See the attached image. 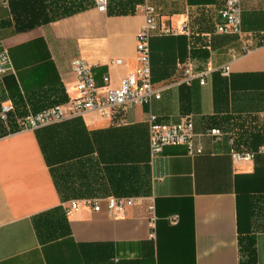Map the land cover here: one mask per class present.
<instances>
[{
    "label": "crops",
    "instance_id": "crops-1",
    "mask_svg": "<svg viewBox=\"0 0 264 264\" xmlns=\"http://www.w3.org/2000/svg\"><path fill=\"white\" fill-rule=\"evenodd\" d=\"M56 2L46 0L47 16L56 17ZM147 2L178 32L150 40L161 97L112 118L86 111L20 129L30 113L77 96L74 57L92 65L98 85L107 75L117 87L139 65L145 14L138 5L133 14L103 13L87 2L18 31L9 0H0V51L13 67L0 75V107L14 106L0 122V264H264V0H240L241 34L216 30L224 0ZM188 58L195 70H212L205 84L173 83ZM150 113L170 124L190 119L202 152L178 144L153 155ZM212 127L224 134L205 135ZM230 137L238 151L258 152L254 160L235 163ZM111 196L140 200L113 216ZM86 198L99 199L100 210L65 213L70 200ZM174 214L177 224L167 219Z\"/></svg>",
    "mask_w": 264,
    "mask_h": 264
},
{
    "label": "built area",
    "instance_id": "built-area-1",
    "mask_svg": "<svg viewBox=\"0 0 264 264\" xmlns=\"http://www.w3.org/2000/svg\"><path fill=\"white\" fill-rule=\"evenodd\" d=\"M110 0H94L95 7L103 13L108 10ZM145 14V21L136 36V54L139 61L138 67L125 75L117 87L110 86L109 76L103 77V84L98 85L94 79L93 67L81 57H74L71 60V71L75 77V88L77 96L71 98L66 104L55 105L44 109L39 113H30L23 119L19 126L20 129H35L41 125L59 122L69 117L82 114L86 111H97L102 116L112 118L114 112L119 110L125 112L130 105L138 104L150 106L154 99L161 97V88H156L152 82L150 40L153 36L172 35L178 32L170 25L163 23L156 9L147 0H143L138 5ZM241 2L240 0H224L223 6L218 11V22L216 30L220 33L241 34ZM264 43V31L261 34ZM182 75L174 80L175 84L190 85L194 79H199L200 84H205L207 75L211 69L195 70L192 61L188 58L180 64ZM12 62L7 49L0 51V75L12 71ZM229 66L226 65L222 72L229 74ZM14 110L12 104H3L0 107V120L7 122L10 113ZM149 141L153 155L162 152L167 145L183 144L187 146L189 155L202 152V146L194 141V124L190 119L170 124L160 122L153 113L149 114ZM205 135L221 136L224 131L218 127H212L204 131ZM232 144L230 155L233 161L249 162L254 160L255 151H238L233 146V138L230 137ZM140 200L139 197H107L106 207L113 216L124 213L127 207L133 206ZM99 199H72L65 205V213L70 215L78 211L82 206H89L98 211L101 208ZM154 210V206H149ZM168 221L177 224L179 216L170 215ZM149 237L154 238L155 217L149 220Z\"/></svg>",
    "mask_w": 264,
    "mask_h": 264
},
{
    "label": "trees",
    "instance_id": "trees-1",
    "mask_svg": "<svg viewBox=\"0 0 264 264\" xmlns=\"http://www.w3.org/2000/svg\"><path fill=\"white\" fill-rule=\"evenodd\" d=\"M143 0H110L108 5L107 13L109 14H133L136 10L137 5L141 4ZM40 4L37 5V0H9V5L11 7V11L14 13V20L18 31L27 30L32 28L40 23L49 22L54 20L59 16H66L77 12L78 10L84 9L88 4L94 5V0H57L55 5L53 6V10L56 12V17L47 16V7L49 5L46 4V0H39ZM68 5H65L66 3ZM36 11L33 13L32 11H26L25 13L28 16H25L24 8L29 5L35 4ZM52 10V9H51ZM22 16V17H21ZM25 22V23H24ZM165 36V35H160ZM11 114V113H10ZM10 118V115H9ZM9 121V119H8ZM0 122H3L0 120ZM20 128V127H19ZM258 152H256V155ZM255 155V157H256ZM250 257L253 258V251L250 250L248 252Z\"/></svg>",
    "mask_w": 264,
    "mask_h": 264
}]
</instances>
